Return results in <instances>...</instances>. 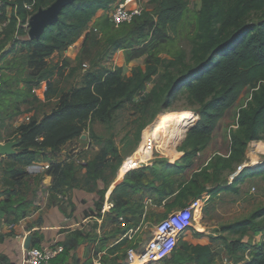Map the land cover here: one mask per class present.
Segmentation results:
<instances>
[{"label":"trees","instance_id":"obj_1","mask_svg":"<svg viewBox=\"0 0 264 264\" xmlns=\"http://www.w3.org/2000/svg\"><path fill=\"white\" fill-rule=\"evenodd\" d=\"M54 1L35 0L34 8H46ZM114 2L74 0L60 11L57 20L47 25L37 39L14 37L16 31L18 34L24 31L22 26L18 27L16 16L13 13L9 16L8 24L2 31L6 42L11 39L5 56L15 51L21 52V59L13 57L11 64L12 67L18 64L22 73L28 70L23 79L28 92L44 81L45 98H55L49 113L43 114L40 119L29 116L26 122L17 127L18 137L15 138L19 142V152L11 156L14 161L25 166L36 161L41 151L57 150L89 128L90 134L97 137L99 151L81 166L85 168L87 179L93 180V183L99 178L105 179L106 170L109 169V174H115L124 157L112 138L103 141L101 136L94 134L90 124L95 121L111 124L115 112L137 96L140 101H146L144 110L148 111L162 100H170L186 92L192 103L199 106V118L187 132L181 149L183 155L173 163L165 161L167 168L181 174L193 166L197 153L210 143L219 120L249 86L253 90L246 106L238 111V129L230 132L229 155L226 158L218 156L215 169L221 167L231 171L233 164L241 165L248 143L264 139V0H200L189 55L174 45L173 37L188 11L187 0H150L154 4L152 11L144 10L130 23L114 24L108 15L104 19L97 17L93 29L107 40L112 51H125L126 62L138 51H146L144 67L135 66L129 74L123 72L122 66L86 69L79 84L57 90L53 78L68 64L65 61L52 64L47 59L72 45L93 18L99 12L102 15L108 13ZM17 14L21 24H24L27 14L22 9V1H19ZM2 20L3 17H0V22ZM158 42L171 43L167 46L168 58L159 55ZM159 67L163 68V73L146 92L147 83L152 82ZM147 123L141 122L138 126L134 145L139 143ZM259 166V169L244 167L231 183L211 188L209 198L221 190L238 191V185L250 176H264V163ZM12 168L14 176L24 172L22 167ZM76 168L73 161L51 165L54 187L70 182L71 185L76 180ZM247 169L248 173H245ZM193 174L191 177L196 182ZM143 175L142 171H138L139 180ZM101 194L103 196V192ZM262 218L264 207L248 217L224 225L223 229L241 237L250 235V231L262 233ZM183 247L188 248L186 245ZM248 247L251 257L243 264H264V241L252 244L238 238L229 243L228 252L238 262L240 258H235L237 251L243 253ZM205 249L207 251L208 247H192L188 255L177 250L169 262L206 264L207 260H203L202 256L205 258L210 252L205 255Z\"/></svg>","mask_w":264,"mask_h":264},{"label":"crops","instance_id":"obj_2","mask_svg":"<svg viewBox=\"0 0 264 264\" xmlns=\"http://www.w3.org/2000/svg\"><path fill=\"white\" fill-rule=\"evenodd\" d=\"M101 15L99 12L88 26H92L96 18ZM5 27L0 24V76L3 77V86L0 89V144L8 140H17L15 138L18 137L17 127L29 118L26 103L30 94L40 95V100H44L46 90V83L43 81L28 92L23 81L28 70L25 69L26 71L22 73L18 64L13 67V70L10 67H7L9 69L1 67L6 60H12L16 56L15 54L12 56V53L5 56L11 40L6 42L7 39L4 38L2 31ZM87 29L88 27L85 30ZM77 50V45L74 43L66 50L54 54L60 55V59L71 66V57L73 59L76 57ZM57 76L58 74L54 77ZM54 104L53 98L48 111L39 115L34 114L33 117L40 119L43 114L49 113ZM212 138L213 136L210 143ZM76 139L66 142L57 150L41 151L36 161L25 166L15 162L11 157L19 152L18 145L14 147L15 154L0 155V264H21L24 241L28 237H30V244L38 247L52 241L62 245V251L50 264H90L93 260H98L100 264H127L126 249L129 246L143 245L152 236L156 220L187 205L194 198L209 200L208 191L211 188L204 179L200 178V175L193 174L197 179L195 182L191 177L192 173L186 177L189 169L181 174L172 172V168L157 171L153 163L121 178H118L116 171L105 179H97L95 183L87 179L86 173L84 180L79 181L76 170L74 174L76 180L72 181L71 185L70 182L54 187V174L50 171V167L54 163L70 161H73L75 166V154L71 151V147ZM175 151L181 154L180 157L182 156L183 152H178L177 148ZM229 151L228 148L223 151L224 153L214 154L226 158ZM210 153L211 150L204 147L193 161L202 162L206 157V161L211 160ZM261 160L258 161V165L248 167L259 169V165L264 163ZM247 165V163L241 164L242 169ZM12 167H22L23 174L14 176ZM82 169L85 171V168ZM227 169L219 167L218 170L221 172ZM138 171L144 174L140 180ZM240 171H237L233 178L230 176L228 183H231ZM183 176L185 178H181ZM253 178H262L264 183V176L254 175L239 184L238 191L235 193L231 190L226 193L239 195L244 192L246 184ZM105 196L113 201L114 205L103 211ZM207 200L204 201L200 211L203 216H205V207L209 204ZM203 228L187 229L178 240L181 243L180 249L177 245L178 248L176 247L175 251L165 259L167 264H176L169 262V259L177 250H182L188 255L192 247L203 246L208 247L207 251L205 249L203 252L205 255L208 251L210 252L209 256L205 258L202 256L203 260H207L206 264H243L247 258L243 253L241 255V251H237L236 254L240 256L238 262L228 254L229 243L238 238H241L244 243L260 242L250 238V235L238 237L239 234L230 232V236L235 235V239H228L227 243H220L217 247L215 240ZM227 232L229 231L215 232L212 236H226ZM259 235L261 233L256 234V236ZM183 245L188 248H182ZM247 250L249 251L250 248L248 247ZM181 264L196 263L185 261Z\"/></svg>","mask_w":264,"mask_h":264},{"label":"rangeland","instance_id":"obj_3","mask_svg":"<svg viewBox=\"0 0 264 264\" xmlns=\"http://www.w3.org/2000/svg\"><path fill=\"white\" fill-rule=\"evenodd\" d=\"M187 1L188 11L184 19L181 21V23H179L177 32L173 35V37L175 40L174 45L182 48L187 53V55H189L191 38L194 33L195 15L199 9L200 0ZM143 2L144 9L152 11L154 4H152L150 0H144ZM107 15V13H103V15L101 16L104 19L105 17H107ZM23 31V34L17 35L18 39H25L30 37L28 27H24ZM80 36L74 42L77 45L78 50L76 57L74 59L73 57H71L72 65L68 66L65 70L58 74L57 77L53 78L57 90L68 89L70 86L79 84L81 76L84 73V63L87 65L86 69H94L98 67L113 68L116 66H122L123 72L125 74H129L131 69L135 66L144 67L145 65V57L147 55L146 51H138L129 62H126V52L123 50H117L115 52L112 51L107 40L101 37L99 31L93 30L92 26H88V29L84 30ZM169 45H171V43H156V46L160 52L159 55L161 57H169L167 54V46ZM140 46L141 45L136 46L135 48H138ZM14 54L16 55V58H18L19 60L21 59V52L15 51L12 53V56ZM60 57V55L54 54L47 59L48 63L53 64L57 62L58 64H61L63 63V61L60 59ZM12 60H6L4 64H1V67L4 69H9L7 67H10V69L13 70L11 64ZM162 73L163 68L159 67L158 73L153 76L152 82L147 83L145 90L146 92L150 91L153 85L158 82L159 76ZM252 90V87H246L241 93L238 101L231 108H229L226 111V114L219 120L212 135V143L206 146L208 150H211V160L206 161V157L202 162H194L193 166L187 172L188 175H186V177H189L191 173H195L197 175H200V178L204 179V181L208 183L210 188H214L220 187L226 182L228 183L230 176H232L233 178L237 171H240L239 167L241 165L238 164H233V170L231 171L228 169L221 172L219 170H216L214 165L216 163V158L218 155L214 153L223 152L229 148L230 132L236 131L238 129V111L240 108L246 106L247 101L251 97L250 95ZM33 95L34 98H32ZM53 98L54 97H44V100H40V95L30 94L28 102L26 103V107L29 110L27 111L29 116H33L34 114L39 115L43 112L48 111L50 105L53 102ZM145 105L146 101H140V97L137 96L133 101L124 104L121 109L115 112L114 119L111 124L105 125L95 121L90 124V127L95 135L101 136L103 141L105 139L112 138L115 145L122 153L123 157H126L132 154L138 147V144L134 145V141L137 128L141 124V122H148L141 132L142 137L144 132L148 131L150 127H153V122H155L157 118L162 117L167 112L182 111L186 114H189L192 117L189 119L187 126L182 127L178 123H172L171 125L161 130L162 137L160 139L155 137V139H157L156 142L159 140L158 143H161V147H165V149L170 148V150L164 151L165 155H159L160 157L155 159V161L159 160V162H153L155 170L162 171L167 168V164L165 161L172 163L173 160L176 161V159L180 157L179 155L181 154L176 153L175 148H177L178 152L182 151V145L185 141L188 130L199 118V115L197 113L199 106L192 103L189 95L186 92L180 93L175 98L170 100L164 99L160 103L155 104L154 106L149 108L148 111L144 110ZM72 146L73 147H71V151L73 152V154H75L74 163L77 167V179L79 181H83L85 178V171L82 169L81 165L86 161L91 160L98 153V140L97 137L95 138L92 136V134H90V129L86 128L82 132V134L75 140ZM260 159H262L264 162V139L259 141H251L248 143L245 151V158L242 164L247 163V166L254 165L257 164ZM245 173H248V169L245 171ZM108 175L109 169L106 170L105 177H107ZM181 178H185V176ZM246 185V188H244V192L239 193V195H231L226 193L225 190H221L218 191V194L213 198H209V200H207L209 204L205 207V216H203V213H200L201 210H199L198 216L194 220L191 230L205 227L203 229H206V233H208V235L213 240H215L217 247L220 246V243L224 244V242H226L228 239H235V235L230 236V232H227L226 236L224 235L221 237H213L212 233L224 232V225L248 217L258 208L264 207V183L262 182V178H253ZM261 220L264 222V218H262ZM250 238L262 242L264 241V231L259 236H256L254 232H251ZM178 246L177 248L180 249V242H178ZM228 254L230 253L228 252ZM247 254L249 256L247 260H249L251 257L249 251L247 250L243 252L244 256H246ZM238 257L240 258V256H237L235 258ZM152 264H167V262L166 260H163L162 262H156Z\"/></svg>","mask_w":264,"mask_h":264},{"label":"built area","instance_id":"obj_4","mask_svg":"<svg viewBox=\"0 0 264 264\" xmlns=\"http://www.w3.org/2000/svg\"><path fill=\"white\" fill-rule=\"evenodd\" d=\"M19 1H22V9L27 14L24 24H21V19L17 14ZM143 1L115 0L111 10L107 13L110 21L114 24L130 23L134 17L141 15L145 10ZM34 4L35 0H0V17H3L0 24L5 27L8 24L9 16L13 13L17 18L18 27L29 28V18L37 12ZM7 9H9V12H7ZM93 30L97 31L95 28ZM14 34L17 37V31ZM83 67V71H85L87 65L84 63ZM2 85L0 76V88ZM158 142L159 140L156 142L155 137L151 133L144 132L135 151L123 158L118 167L117 175H119L120 171H123V175H126L134 170L149 166L155 159L160 157L159 155H165L164 151L169 149L161 147V143ZM241 169L242 166L239 167V170ZM206 200L207 198H194L187 205L156 221L153 225L152 236L143 245H138L137 247L129 246L126 249V263L152 264L165 260L175 251L178 240L183 233L193 226L195 217ZM113 205V201L105 196L102 210H108ZM62 248V245L57 241H52L42 247L30 245L28 248H23L24 253L21 264H50L55 256L62 251ZM245 257L248 258V254ZM90 264L100 263L98 260H93Z\"/></svg>","mask_w":264,"mask_h":264},{"label":"water","instance_id":"obj_5","mask_svg":"<svg viewBox=\"0 0 264 264\" xmlns=\"http://www.w3.org/2000/svg\"><path fill=\"white\" fill-rule=\"evenodd\" d=\"M73 1L74 0H55L48 7L37 10V12L34 13L28 21L29 38H39L45 27L47 25L53 24L57 20L60 11ZM18 144V140H8L0 144V155L15 154L16 151L14 147H16ZM30 245V237H28L24 241V248H28Z\"/></svg>","mask_w":264,"mask_h":264},{"label":"bare ground","instance_id":"obj_6","mask_svg":"<svg viewBox=\"0 0 264 264\" xmlns=\"http://www.w3.org/2000/svg\"><path fill=\"white\" fill-rule=\"evenodd\" d=\"M191 117L192 116H190L189 114H186L182 111L167 112L162 117L157 118L155 120V122H153L154 123L153 127L152 128L150 127V129L148 131H146V133L147 132L151 133L154 137H157L160 139L162 137L161 136V130L163 128H166L167 126L171 125L172 123H178V124H180V126L185 127V126H187V123ZM175 139H176V137H175ZM171 140H173V139H171ZM160 141H162V140H160ZM162 143H164V142H162ZM172 144H173V142H172ZM168 149L170 150V148H168ZM122 176H123V171H120L118 178H121ZM107 197H108V194H107ZM196 218H197V216L195 217V219Z\"/></svg>","mask_w":264,"mask_h":264}]
</instances>
